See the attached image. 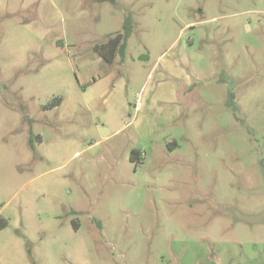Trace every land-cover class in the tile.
I'll list each match as a JSON object with an SVG mask.
<instances>
[{"label": "rangeland", "instance_id": "1", "mask_svg": "<svg viewBox=\"0 0 264 264\" xmlns=\"http://www.w3.org/2000/svg\"><path fill=\"white\" fill-rule=\"evenodd\" d=\"M0 216V264H264V0H0Z\"/></svg>", "mask_w": 264, "mask_h": 264}, {"label": "trees", "instance_id": "2", "mask_svg": "<svg viewBox=\"0 0 264 264\" xmlns=\"http://www.w3.org/2000/svg\"><path fill=\"white\" fill-rule=\"evenodd\" d=\"M132 30L133 21L128 16L123 23L122 31L110 35L104 43L95 44L94 50L108 63H113L117 55H121L124 58L126 56L125 53L128 45V39L131 36ZM235 99V93L231 90L229 93L228 105L229 107H232L234 111L238 110ZM61 102L62 99L57 98L53 106H58ZM30 142H34L32 136L30 138ZM130 160L135 164H139L142 161V152L139 149H133L130 154ZM8 224V219L0 216V229L7 227Z\"/></svg>", "mask_w": 264, "mask_h": 264}, {"label": "crops", "instance_id": "3", "mask_svg": "<svg viewBox=\"0 0 264 264\" xmlns=\"http://www.w3.org/2000/svg\"><path fill=\"white\" fill-rule=\"evenodd\" d=\"M234 256L233 257H229L227 259L226 256L224 255V262L228 261L229 264H234V263L235 264H249V263L251 264V263H256V261L258 259V256H257L256 253H254L253 255L248 254V252L247 253H243V255H241V256L238 255L239 257H237V258H234ZM238 259H239V261H238ZM240 259H242L243 261H240Z\"/></svg>", "mask_w": 264, "mask_h": 264}]
</instances>
